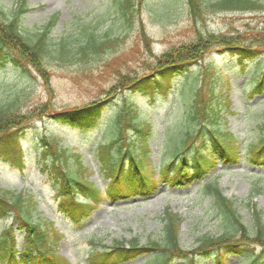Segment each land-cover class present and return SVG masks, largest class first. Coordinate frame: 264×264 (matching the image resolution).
<instances>
[{"label":"rangeland","instance_id":"rangeland-1","mask_svg":"<svg viewBox=\"0 0 264 264\" xmlns=\"http://www.w3.org/2000/svg\"><path fill=\"white\" fill-rule=\"evenodd\" d=\"M201 1L205 9L194 22L190 19L186 0H144L143 5L132 12L131 23L126 24L118 10L119 0H26L28 11L20 18L22 32L34 38L55 17L49 32L48 50L64 44L73 55L44 59L45 77L31 67L28 73L21 74L12 66H5L0 70V101L20 97L22 112L44 103L63 110L99 100L105 101L107 108L98 125L86 133L46 116L41 120L35 118L21 143L23 170L0 160V189L12 194L20 191L36 202L33 219L53 222L63 236L59 254L69 264H89L86 256L91 239L107 245L114 240L127 243L132 237H137L141 244L160 240L167 222L166 211L175 212L182 219L179 243L185 249H193L201 236L222 233L224 223L214 197L203 187L208 179L211 181L206 185L214 181L222 188L250 231L254 228V211L260 213L264 222V180L260 179L264 169L247 164L243 155L248 145L264 135V127L260 128L264 122V53L241 66L235 57L215 45L204 59L190 64L173 79L169 93L156 96L153 101L130 90L115 88L121 76L135 78L151 73L159 55L194 41L199 34L203 37L210 34L235 36L252 43L264 26V10L212 11L207 6L210 0ZM259 1L264 4V0ZM19 3L20 0H0L8 15L15 12ZM143 31L148 38L147 46ZM90 33L100 41L107 33L111 39L108 46L97 53L91 49L80 52L79 47L85 44ZM208 65L213 67V90L221 105L217 125L222 133L233 135L241 152L238 164L226 166L217 160L210 174L202 179L173 187L161 182L148 197L126 193L115 203L105 200L80 226L56 211L53 187L40 171V138L54 137L60 146L70 145L80 151L83 163L90 170L88 180L103 190L108 180L100 171L94 151L101 140V131L112 126L116 109L123 102L136 104L141 122L146 120L152 126L147 139L149 171L153 169L157 173L170 158V149L177 138L197 126L190 118L192 108L188 101L191 91L204 85L199 74ZM261 71V89L252 93ZM202 87L205 92L207 87ZM205 139L206 135L202 134L194 147L203 145ZM10 224L14 222L0 218V232ZM15 233L17 243L21 244L24 232ZM149 258L141 255L121 264H147ZM247 258L227 254L225 264H246ZM172 264L185 263L175 261ZM198 264H214V261L206 257Z\"/></svg>","mask_w":264,"mask_h":264},{"label":"trees","instance_id":"trees-1","mask_svg":"<svg viewBox=\"0 0 264 264\" xmlns=\"http://www.w3.org/2000/svg\"><path fill=\"white\" fill-rule=\"evenodd\" d=\"M119 1L121 18L126 24H130L132 12H136L144 0ZM186 3L190 19L194 22L203 14V3L201 0H186ZM207 6L212 11L264 10V4L259 0H210ZM27 11L26 0H20L11 15L0 4V70L10 65L20 70L21 74H26L31 67L45 77L43 63L46 58L63 59L73 53L64 44L57 49L48 50L49 32L55 23V17L49 20L36 37L25 35L20 27V18ZM143 37L147 46L148 38L144 31ZM110 40L107 33L101 41L90 33L79 50L85 53L87 49H91L97 53L108 46ZM215 45L235 57L238 64L243 66L245 62L254 61L264 53V26L252 43L235 36L210 34L203 37L199 34L194 41L159 55L151 73L135 78L121 76L119 86L116 85L115 88L130 90L150 101L156 96L166 95L172 88L173 79L190 64L204 59ZM212 71L211 65L203 67L199 77L204 85L192 90L189 96L188 103L192 108L190 118L197 126L177 138L170 149V158L161 165L157 173L153 169L149 171L147 139L151 126L146 120L141 122V112L136 104L123 102L116 109L112 126L101 131V140L94 151L100 171L108 180L103 190L88 180L90 170L83 163L80 151L74 150L70 145L60 146L59 140L54 137L40 138V168L53 187L58 211L78 224L105 200L114 203L122 194L134 192L147 197L156 191L160 182L174 186L202 179L204 175L210 174L217 160L226 166L238 164L241 152L233 135L222 133L221 127L217 125L220 116L218 107L221 105L213 90ZM262 75L263 71L257 76L252 93L260 91ZM202 86L207 87L205 92ZM105 105V101L99 100L57 110L44 103L22 112L20 97L7 102L0 101V160L23 170L25 162L21 143L35 118L41 120L46 116L58 124L86 133L98 125L107 109ZM225 106L228 107L229 103ZM262 127L264 122L260 128ZM202 134L206 135L205 143L194 147ZM191 149L192 153L188 155ZM243 155L247 164L264 168V135L248 145ZM206 192L214 197L215 207L224 223L222 233L201 236L193 249H185L179 243L182 219L179 214L166 211L167 222L160 240L152 239L141 244L137 237H132L127 243L124 240H114L107 245L101 240L91 239L88 263L121 264L144 255L150 257L147 264H172L175 261L198 264V261L206 257H212L214 264H225L226 255L235 254L247 256L246 264H264V222L260 213L254 211V228L250 231L241 221L233 202L223 194L217 183L213 181L208 184ZM35 209L36 203L24 193L12 194L0 189V218L14 222V225L11 224L0 232V264H69L59 254V243L63 236L55 229L52 221L40 222L33 219L32 212ZM16 231L24 232L21 244L17 243Z\"/></svg>","mask_w":264,"mask_h":264}]
</instances>
